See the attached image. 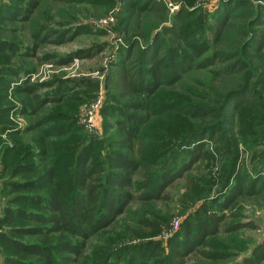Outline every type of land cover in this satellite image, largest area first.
Segmentation results:
<instances>
[{
    "label": "rangeland",
    "instance_id": "obj_1",
    "mask_svg": "<svg viewBox=\"0 0 264 264\" xmlns=\"http://www.w3.org/2000/svg\"><path fill=\"white\" fill-rule=\"evenodd\" d=\"M24 1L0 0V264L15 254L6 239L56 243L14 235L44 225L18 216L43 213L23 197L84 200L82 170L100 193L117 156L142 164L122 189L131 200L110 226L69 238L83 245L69 264H170L210 214L217 233L179 264H264V0H39L13 20ZM159 60L168 83L116 89L121 68ZM191 152L204 156L183 171ZM46 172L44 191L14 190ZM151 188L159 199L140 200Z\"/></svg>",
    "mask_w": 264,
    "mask_h": 264
},
{
    "label": "trees",
    "instance_id": "obj_2",
    "mask_svg": "<svg viewBox=\"0 0 264 264\" xmlns=\"http://www.w3.org/2000/svg\"><path fill=\"white\" fill-rule=\"evenodd\" d=\"M24 2L27 4V7L21 9L23 14L18 12H16L17 14L14 13L13 20L17 19L16 15L18 14L23 16V19H28L37 8L39 0H27ZM262 39L264 41V38ZM172 40L177 41V39L174 38H172ZM258 43L262 44L263 42ZM161 65L162 61H154L145 74L140 73L137 76L121 68L118 74L117 82L115 83L116 89L118 91L120 90L121 93L129 94L137 87L142 88L144 86L145 75H147V83H145V87L148 84H157V88L162 84V82L168 83L173 74L170 73L167 76V74L161 73ZM150 93L152 92L150 91ZM135 107L139 108L140 106L135 105ZM136 117L137 116H128V120L135 122ZM188 155L190 156V161L188 167L184 168L183 171L188 170L190 166L195 164L204 156V154H199V152H196V155H193L192 152L188 153ZM110 160V166L118 169L119 171L116 174L109 173L105 176L104 184L99 186L101 187L100 193L96 192V188L92 186L87 188L85 186L86 184L80 183L82 178L90 179L93 176L91 169H83L81 172L83 176L75 181L76 188H78L80 192L86 191L84 198L85 201L83 199L73 198L72 203L70 201L65 203L58 195L55 194H47L46 196L31 195L23 197L24 199L28 198L32 205H36L38 208L40 207L43 213L34 212L24 215L23 212L18 211V216L44 225L38 229H15L13 230L14 235H39L45 239L51 237V240H54L56 243L53 245H46V243L26 244L16 240L6 239L7 249L11 251V253L13 252L15 254L10 257H6L5 264H69L71 259L68 255L72 253L79 254L81 252L80 249L83 246H81V244L71 242L69 238L77 236L88 239L100 230L110 226L115 217L122 213L125 206L131 200L130 195L127 192H123L122 189L130 187L131 174L142 167L140 162L130 159L129 157L126 158L124 156H117L112 157ZM24 169L28 170L26 167ZM47 176L50 178L51 172L42 174V176L35 181L26 182L19 186L14 185V190H33L36 192L44 191L43 186ZM168 178V180H165V186L170 185L172 180L177 178V176H169ZM148 188H150L149 182L144 184L143 189L147 190ZM155 192L152 191V188L149 189V192H146L147 194H145L144 197H141L140 200L146 201L159 199V194ZM15 201L17 202V199ZM114 206L116 207V210L114 209ZM8 215H10V212H8ZM209 218L212 223V227L210 229L207 228V225L202 224V232L200 236L189 238V234L187 232V235L185 236L186 242L184 244H174L176 248L171 247L170 264L181 263L182 257L184 256V248L187 244L192 245L194 243H200L206 236L217 233L216 231L219 219H216L214 214H210ZM6 219L7 221H10L11 217L7 216ZM47 224H50V226H47ZM53 252L57 255L53 254ZM36 257L41 260V263H35L31 260Z\"/></svg>",
    "mask_w": 264,
    "mask_h": 264
}]
</instances>
